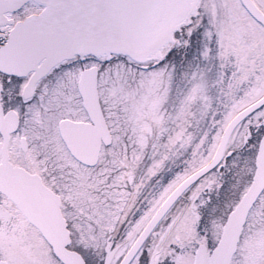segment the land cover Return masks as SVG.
<instances>
[{"label": "snow or ice", "instance_id": "snow-or-ice-1", "mask_svg": "<svg viewBox=\"0 0 264 264\" xmlns=\"http://www.w3.org/2000/svg\"><path fill=\"white\" fill-rule=\"evenodd\" d=\"M0 264H264V0H0Z\"/></svg>", "mask_w": 264, "mask_h": 264}]
</instances>
